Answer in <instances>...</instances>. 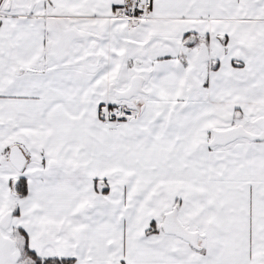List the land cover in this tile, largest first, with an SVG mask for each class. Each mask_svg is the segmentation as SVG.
<instances>
[{"label": "snow or ice", "instance_id": "6c2138e0", "mask_svg": "<svg viewBox=\"0 0 264 264\" xmlns=\"http://www.w3.org/2000/svg\"><path fill=\"white\" fill-rule=\"evenodd\" d=\"M0 264H264V0H0Z\"/></svg>", "mask_w": 264, "mask_h": 264}]
</instances>
